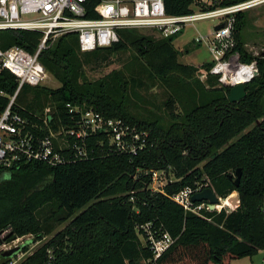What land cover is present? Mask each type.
Wrapping results in <instances>:
<instances>
[{
    "label": "trees",
    "instance_id": "16d2710c",
    "mask_svg": "<svg viewBox=\"0 0 264 264\" xmlns=\"http://www.w3.org/2000/svg\"><path fill=\"white\" fill-rule=\"evenodd\" d=\"M98 1L88 0V16H96L93 7ZM241 1L214 0L208 5L201 0H164V4L168 14L184 15L192 12L193 3L211 9ZM244 17L243 12L236 14L237 48L243 61L257 60L259 74L245 83L247 94L236 102L228 99L231 86L210 73L212 62L196 66L179 61L177 35L161 37L124 28L111 46L82 52L77 34L69 32L41 51L40 61L61 85L21 88L12 108L27 119L24 131L42 138L71 128L75 119L70 103L149 131L152 145L132 156L120 152L108 132L99 131L87 137L85 159L55 166L30 161L9 171L0 169V235L8 231V241L30 233L38 240L52 234L20 264H47L49 249L55 254L53 264H230L234 258L264 250V118L259 120L264 115V57L243 47ZM42 38L39 30H0V47L17 45L33 53ZM129 50L134 53L121 69L88 78L86 64ZM201 69L207 73L205 80L200 78ZM148 78L168 92L160 113L147 109L148 102L137 90ZM17 87L16 76L1 69L0 112ZM28 92L32 98H27ZM41 98L45 102L37 107ZM48 102L54 111L39 114ZM168 167L177 180L168 182L166 194L150 188V174L132 176L139 168ZM238 168L243 173L236 186ZM204 176L223 198L237 192L238 206L205 211L202 216L170 198L187 185L205 181ZM67 221L65 228L55 231ZM148 222L156 233L166 231L176 239L157 259L141 227ZM10 259L0 253V264H9Z\"/></svg>",
    "mask_w": 264,
    "mask_h": 264
},
{
    "label": "built area",
    "instance_id": "2783aa9c",
    "mask_svg": "<svg viewBox=\"0 0 264 264\" xmlns=\"http://www.w3.org/2000/svg\"><path fill=\"white\" fill-rule=\"evenodd\" d=\"M87 2L88 0H0V30H39L43 33L41 43L33 53L17 45L7 49L0 47V70L8 69L18 82L10 104L0 112V169L9 171L30 161L55 166L85 159L89 156L87 137L99 131L108 132L110 142L122 153L135 156L148 147L150 133L147 130H141L122 118L107 117L95 109H84L70 103L67 106L75 119L71 128L51 131L50 135L42 138L24 131L27 119L14 111L12 104L24 85L36 86L45 81L48 71L40 61V53L69 32L77 34L80 50L87 52L109 47L119 41V31L124 28L151 29L157 36L170 37L178 36L188 24L216 19L217 26L224 23L226 25L212 33L209 44L212 54L210 73L218 75L222 84L231 87L239 83L245 84L259 74L257 60H242L237 48L235 23L238 12L260 6L264 4V0H243L211 9L193 3L192 12L184 15L168 14L164 0H99L93 7L95 17L88 16ZM195 40L208 43L207 36L203 35H198ZM69 137L73 138L72 142ZM146 171L151 175L152 182L158 179L160 170ZM165 186L154 188V191L166 194ZM206 187L211 186L209 183L187 185L170 198L185 210L202 216L205 211H231L238 206L239 200L234 205L230 201L231 195L223 199L217 193L220 201L214 209L207 200L194 202L192 195ZM226 202H230L229 205H225ZM141 227L147 233L154 259L159 258L176 240L169 232L156 233L150 222ZM5 235L3 233L1 237L4 238ZM33 236L30 233L12 241H4L0 246V253L20 247V253L9 261V264H20L23 261L21 259H25L24 248L32 244ZM48 253L47 264H53V251L49 249Z\"/></svg>",
    "mask_w": 264,
    "mask_h": 264
},
{
    "label": "rangeland",
    "instance_id": "374dc122",
    "mask_svg": "<svg viewBox=\"0 0 264 264\" xmlns=\"http://www.w3.org/2000/svg\"><path fill=\"white\" fill-rule=\"evenodd\" d=\"M243 13L245 15L244 26H243L242 31H241V41L243 43V47L247 50L248 53L252 54L253 56L264 57V4L257 6V7H254V8H251V9H248L247 11H244ZM213 21H216V20L207 19L204 21H200L199 23H197V25L204 26V25L209 24ZM138 30H139V32L144 33V34L153 33V31L151 29H138ZM47 45H48V43H46V46ZM133 53L134 52L132 50H129L127 52L110 55V57H108L105 60H102V59L95 60L94 59L93 62L85 65V72H86L88 78H90L91 80L98 79V78L108 74L110 71H112L114 69H121L123 67V63L125 61H128L131 58V54H133ZM199 73L201 74L200 78L205 80L206 76H207L206 72L201 69L199 71ZM60 85L61 84L58 81V79L48 70V77L45 79V81L40 86H46L49 88H57ZM137 90L140 92L141 96H143L145 98V100L148 102L146 104L147 109L153 110L157 113H160V111L162 109H164L163 108L164 102L168 98V92L164 87L158 85L157 83L152 82L148 78L145 81V84L142 87L138 88ZM27 98H32V94L30 92L27 93ZM44 102H45L44 99L41 98L35 104L37 107H39ZM51 103L52 102L46 103L44 109L39 110L38 113L45 115L48 112H53L54 106ZM177 112H180V108L177 109ZM165 117H166V119L168 118V116H166V115H165ZM263 118H264V115H263V117L259 118V120H262ZM254 125H255V122L251 123L245 129V131L249 130ZM151 145H150V147H151ZM153 145H154V143H153ZM142 172L147 173L146 170H140V168H139L137 170V173L133 174L132 176L138 177V175L141 174ZM157 178H158L157 180L150 183V188L152 190H154V188H157V187L161 188L163 185H167L168 182L177 180L176 176L172 172L171 167H168V169H160L159 175ZM203 178L205 181H203V179H202V180L196 181L195 184H208L209 182L207 180V177L204 176ZM211 187L215 190V188L213 186H211ZM236 195H239V194L237 192H234L231 194L232 197L236 196ZM135 198L136 197H132L131 199L133 201H136ZM135 210H138L137 206H135ZM67 224H68V221L59 224L56 227L55 231H58L60 229L65 228V226ZM7 233H8V231H5L4 234H7ZM17 237H21V236H17ZM15 238H13V239H15ZM31 238H33L32 244H30L24 248V251L26 252V254L24 255L25 256L24 258L33 254L38 247H40L42 244H44V242H47L48 240H50V238H52V234H48L46 237H44L43 239H41L39 241L35 235ZM13 239L8 240V241H12ZM5 241H7V240H5ZM143 242H145L144 239H143ZM51 254L55 257L54 253H51ZM21 260H23V258Z\"/></svg>",
    "mask_w": 264,
    "mask_h": 264
},
{
    "label": "crops",
    "instance_id": "0c3cea01",
    "mask_svg": "<svg viewBox=\"0 0 264 264\" xmlns=\"http://www.w3.org/2000/svg\"><path fill=\"white\" fill-rule=\"evenodd\" d=\"M205 4H212L214 0H201ZM216 20V19H212ZM204 21V20H201ZM198 22L188 24L182 32L174 39V45L179 50V61L182 63L199 66L212 61L209 44L212 41V33L217 27V20L204 26L197 25ZM198 35L207 36L208 43L197 42ZM190 45L189 50L186 47ZM230 264H264V250H260L253 256L234 258Z\"/></svg>",
    "mask_w": 264,
    "mask_h": 264
},
{
    "label": "water",
    "instance_id": "95a60500",
    "mask_svg": "<svg viewBox=\"0 0 264 264\" xmlns=\"http://www.w3.org/2000/svg\"><path fill=\"white\" fill-rule=\"evenodd\" d=\"M225 25L226 24L224 23L221 26H225ZM221 26H217L216 29ZM246 94L247 92L245 89V84L239 83L231 87L230 92L228 93V99L231 102L240 101L242 98L246 96ZM259 122L260 121L258 120L257 123ZM242 173H243L242 168H238L236 170L235 179H234V183L236 186H239L240 184ZM192 200L194 202H202L204 200H207L209 201L212 209H214L215 206L220 201L219 197L217 196L216 192L213 190L212 187H206L202 191L196 192L195 194L192 195ZM238 200H239V195H236L230 198V201L234 205L238 203ZM7 237L8 235L2 238L0 235V246L3 244V242L6 240ZM20 251H21V248L18 247V248H14V249L3 252V255L12 258V257H15L18 253H20Z\"/></svg>",
    "mask_w": 264,
    "mask_h": 264
},
{
    "label": "bare ground",
    "instance_id": "6f19581e",
    "mask_svg": "<svg viewBox=\"0 0 264 264\" xmlns=\"http://www.w3.org/2000/svg\"><path fill=\"white\" fill-rule=\"evenodd\" d=\"M237 78H238V77H237ZM229 203H230V202H226L225 204H226V205H229Z\"/></svg>",
    "mask_w": 264,
    "mask_h": 264
}]
</instances>
